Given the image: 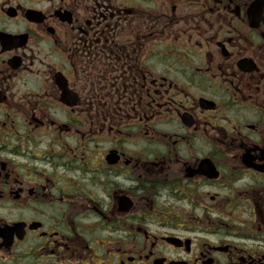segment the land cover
I'll list each match as a JSON object with an SVG mask.
<instances>
[{
    "label": "flooded vegetation",
    "instance_id": "obj_1",
    "mask_svg": "<svg viewBox=\"0 0 264 264\" xmlns=\"http://www.w3.org/2000/svg\"><path fill=\"white\" fill-rule=\"evenodd\" d=\"M0 264H264V0H0Z\"/></svg>",
    "mask_w": 264,
    "mask_h": 264
}]
</instances>
